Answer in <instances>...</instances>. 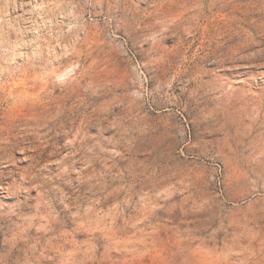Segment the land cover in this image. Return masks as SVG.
Returning a JSON list of instances; mask_svg holds the SVG:
<instances>
[{
	"label": "rangeland",
	"instance_id": "374dc122",
	"mask_svg": "<svg viewBox=\"0 0 264 264\" xmlns=\"http://www.w3.org/2000/svg\"><path fill=\"white\" fill-rule=\"evenodd\" d=\"M0 264H264V0H0Z\"/></svg>",
	"mask_w": 264,
	"mask_h": 264
}]
</instances>
